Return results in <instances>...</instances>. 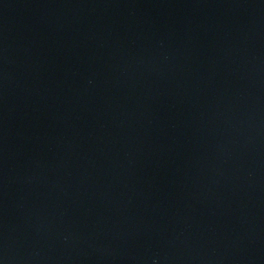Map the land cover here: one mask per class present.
Here are the masks:
<instances>
[{"label":"water","instance_id":"95a60500","mask_svg":"<svg viewBox=\"0 0 264 264\" xmlns=\"http://www.w3.org/2000/svg\"><path fill=\"white\" fill-rule=\"evenodd\" d=\"M0 235L264 264V0H0Z\"/></svg>","mask_w":264,"mask_h":264}]
</instances>
